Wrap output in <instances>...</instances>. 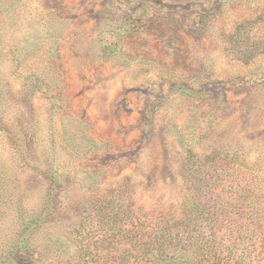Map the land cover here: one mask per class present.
Here are the masks:
<instances>
[{
    "label": "rangeland",
    "instance_id": "rangeland-1",
    "mask_svg": "<svg viewBox=\"0 0 264 264\" xmlns=\"http://www.w3.org/2000/svg\"><path fill=\"white\" fill-rule=\"evenodd\" d=\"M0 264H264V0H0Z\"/></svg>",
    "mask_w": 264,
    "mask_h": 264
}]
</instances>
